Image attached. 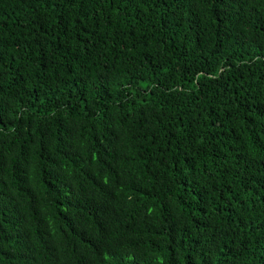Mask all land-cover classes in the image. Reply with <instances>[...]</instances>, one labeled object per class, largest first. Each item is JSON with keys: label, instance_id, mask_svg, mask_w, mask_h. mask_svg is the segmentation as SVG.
Instances as JSON below:
<instances>
[{"label": "trees", "instance_id": "obj_1", "mask_svg": "<svg viewBox=\"0 0 264 264\" xmlns=\"http://www.w3.org/2000/svg\"><path fill=\"white\" fill-rule=\"evenodd\" d=\"M0 264H264V0H0Z\"/></svg>", "mask_w": 264, "mask_h": 264}]
</instances>
